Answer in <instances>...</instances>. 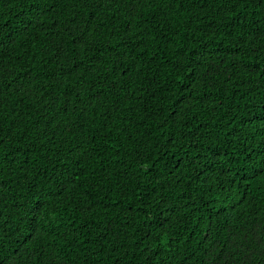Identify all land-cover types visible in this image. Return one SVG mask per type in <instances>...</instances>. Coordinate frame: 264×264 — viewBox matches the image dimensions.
I'll return each instance as SVG.
<instances>
[{"label": "trees", "instance_id": "obj_1", "mask_svg": "<svg viewBox=\"0 0 264 264\" xmlns=\"http://www.w3.org/2000/svg\"><path fill=\"white\" fill-rule=\"evenodd\" d=\"M0 264H264V0H0Z\"/></svg>", "mask_w": 264, "mask_h": 264}]
</instances>
